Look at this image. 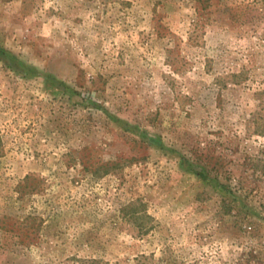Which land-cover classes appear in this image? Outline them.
Segmentation results:
<instances>
[{
	"label": "rangeland",
	"instance_id": "1",
	"mask_svg": "<svg viewBox=\"0 0 264 264\" xmlns=\"http://www.w3.org/2000/svg\"><path fill=\"white\" fill-rule=\"evenodd\" d=\"M0 264H264V0H0Z\"/></svg>",
	"mask_w": 264,
	"mask_h": 264
}]
</instances>
